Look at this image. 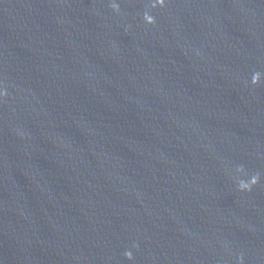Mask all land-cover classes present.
I'll return each instance as SVG.
<instances>
[{
    "label": "water",
    "instance_id": "95a60500",
    "mask_svg": "<svg viewBox=\"0 0 264 264\" xmlns=\"http://www.w3.org/2000/svg\"><path fill=\"white\" fill-rule=\"evenodd\" d=\"M0 264H264V0H0Z\"/></svg>",
    "mask_w": 264,
    "mask_h": 264
},
{
    "label": "clouds",
    "instance_id": "9594fccd",
    "mask_svg": "<svg viewBox=\"0 0 264 264\" xmlns=\"http://www.w3.org/2000/svg\"><path fill=\"white\" fill-rule=\"evenodd\" d=\"M241 190H243V185L241 186Z\"/></svg>",
    "mask_w": 264,
    "mask_h": 264
}]
</instances>
